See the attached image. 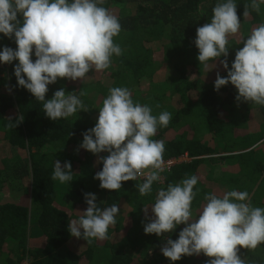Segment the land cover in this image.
I'll return each instance as SVG.
<instances>
[{
  "label": "trees",
  "instance_id": "16d2710c",
  "mask_svg": "<svg viewBox=\"0 0 264 264\" xmlns=\"http://www.w3.org/2000/svg\"><path fill=\"white\" fill-rule=\"evenodd\" d=\"M218 2L105 0L103 6L121 24L114 42L123 54L113 56L110 68L93 70L83 81L65 78L48 86L46 99L61 88L78 96L81 91L86 93L80 98L88 111H78L67 119H49L42 103L18 85L14 74L18 60L0 62V264L25 260L28 264H208L210 258L203 253L175 262L162 254L166 239H178L186 225H178L164 237L144 231L148 221L143 208L154 204L157 190L192 175L199 178L194 188L198 194L192 202L193 218H198L208 193L247 191L252 205L264 208V106L238 102V90L231 83L215 90L217 72L227 77V70L216 61L215 69L205 71L197 58L196 30L211 21ZM250 2L235 0L241 27L229 38V68L236 51L243 47L242 40L264 23V5L260 13L252 12L244 19V4ZM18 18L22 21V16ZM5 46L18 47L14 37L0 33V51ZM32 59H36L34 53ZM112 87H127L134 102L149 105L153 115L163 111L172 114L169 125L158 128L153 137L164 141L163 160L184 152L202 158L166 173L165 182H154L147 196H141L135 186L143 179L122 182L119 191L100 188L94 177L102 170V162L98 163L97 155L83 148L77 152V148L82 134L95 126L102 101ZM17 92L22 101L26 98L24 106H19ZM195 101L197 109L205 112L204 124L200 117L194 118ZM19 115L23 121L9 128V117L15 123ZM211 157L217 160L208 159ZM55 160L71 162V182L61 184L51 179ZM217 163L224 167L215 179L212 173ZM85 193L96 194L101 208L112 204L120 207L106 240L88 244L69 232L70 219L87 209ZM149 216H154L151 209ZM239 254L246 264H264V243L255 250L241 247Z\"/></svg>",
  "mask_w": 264,
  "mask_h": 264
},
{
  "label": "clouds",
  "instance_id": "9594fccd",
  "mask_svg": "<svg viewBox=\"0 0 264 264\" xmlns=\"http://www.w3.org/2000/svg\"><path fill=\"white\" fill-rule=\"evenodd\" d=\"M104 4L105 0H0V33L9 39L14 37L18 46L15 50L5 46L0 51V62L19 61L14 68L18 85L42 103L44 114L52 121L67 119L88 108L80 98L86 95L83 91L78 96L61 88L46 99L49 85L65 78L83 81L93 70L110 68L113 56L123 54L114 42L121 24ZM261 5L264 0L244 4V19L252 12L260 13ZM212 11L211 21L196 30L194 43L199 50L200 67L209 72L219 61L227 70V77L217 72L215 90L231 83L238 90V102L264 106V23L252 28L242 40L243 47L236 51L229 68V38L235 37L241 27L237 4L235 0H220ZM18 16H22V21ZM23 119L19 115L12 123L9 117L8 127H16ZM171 119L168 111L156 116L149 105L134 102L127 87H112L102 101L95 126L82 134L77 152L83 148L99 157L103 168L94 178L100 181V188L119 191L122 182L143 178V183L135 186L141 196H147L154 182L163 183L161 173L165 171L164 141L153 137ZM51 179L61 184L71 182V162L61 164L55 160ZM198 179L192 175L157 190L154 204L143 208L148 221L144 224L145 233L164 237L184 224L179 238L173 240L169 236L162 246L166 258L175 262L183 256L203 253L210 258L208 264H246L240 248L255 250L264 243V208L254 207L247 191L208 193L198 218H193ZM84 195L88 206L78 218L70 219L71 236L88 244L108 239L109 228L117 222L119 205L101 208L96 194ZM149 209L154 216H149Z\"/></svg>",
  "mask_w": 264,
  "mask_h": 264
},
{
  "label": "built area",
  "instance_id": "2783aa9c",
  "mask_svg": "<svg viewBox=\"0 0 264 264\" xmlns=\"http://www.w3.org/2000/svg\"><path fill=\"white\" fill-rule=\"evenodd\" d=\"M200 158L202 157L193 156L189 152H184L177 156H172L169 159L164 160L163 166H164L165 171L161 173L163 183L165 182L166 173L171 172L174 168L178 166L189 165L193 163L195 160L200 159ZM139 179H143V178H139ZM20 264H28V260H25L24 262H21Z\"/></svg>",
  "mask_w": 264,
  "mask_h": 264
},
{
  "label": "rangeland",
  "instance_id": "374dc122",
  "mask_svg": "<svg viewBox=\"0 0 264 264\" xmlns=\"http://www.w3.org/2000/svg\"><path fill=\"white\" fill-rule=\"evenodd\" d=\"M0 77L2 78L3 77V75L1 74L0 75ZM202 85V84H201ZM202 87H203V85H202ZM205 88H206V86H205ZM104 89L105 88H102V90H101V92L103 93V95H105L106 94V91H104ZM17 96L20 98H17L18 100V103H19V106L21 107V105L22 106H24L25 105V101H26V98H25V100H21L23 97L22 96H20L19 95V93L17 92ZM195 107H196V109H197V107H198V103L195 101ZM196 117H200V121H201V123H205L206 122V120H205V112H204V110L201 112V110L200 109H197L196 111H195V116H194V118H196ZM205 120V121H204ZM17 154H19V151H17V153H16V155ZM251 178V177H250ZM244 179L245 180H247V177L245 176L244 177Z\"/></svg>",
  "mask_w": 264,
  "mask_h": 264
},
{
  "label": "crops",
  "instance_id": "0c3cea01",
  "mask_svg": "<svg viewBox=\"0 0 264 264\" xmlns=\"http://www.w3.org/2000/svg\"><path fill=\"white\" fill-rule=\"evenodd\" d=\"M260 141H258L257 143H256V145L254 146L255 148L258 146V144H260L259 143ZM253 147V148H254ZM253 148H251V149H253ZM250 150V149H249ZM248 151V150H247ZM223 157H226L225 155L223 156ZM219 158V157H218ZM208 159H214V160H217V158H208ZM226 166L228 167V165L226 164ZM224 166H222L221 164H219V163H217L216 164V168H215V170H214V173H212L213 175H214V178L215 179H217V178H219L220 177V170L223 168ZM226 167V168H227ZM221 168V169H220Z\"/></svg>",
  "mask_w": 264,
  "mask_h": 264
}]
</instances>
